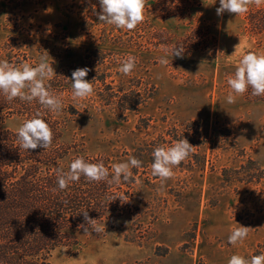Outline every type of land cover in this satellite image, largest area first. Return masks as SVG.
<instances>
[{
  "label": "rangeland",
  "instance_id": "1",
  "mask_svg": "<svg viewBox=\"0 0 264 264\" xmlns=\"http://www.w3.org/2000/svg\"><path fill=\"white\" fill-rule=\"evenodd\" d=\"M218 7L219 0H146L147 37L120 50L108 43L99 0H0V46L20 47L31 65L47 56L70 78L90 69L94 93L77 102L82 115L68 123L64 142L111 164L130 155L142 161L132 169L140 183L125 198V219L102 235L82 233L78 245L54 250L50 264H227L233 254L264 253V101L226 102L227 77L242 55L264 53V29L254 31L249 20L264 5L240 16H218ZM173 45L184 46L183 58L159 64L163 46ZM127 55L137 65L123 75L119 60ZM125 98L136 109L121 111ZM22 122L0 119V129L16 131ZM187 126L197 131L185 138L193 154L161 184L151 176L152 155L138 149ZM238 224L252 230L232 246L228 235Z\"/></svg>",
  "mask_w": 264,
  "mask_h": 264
},
{
  "label": "trees",
  "instance_id": "2",
  "mask_svg": "<svg viewBox=\"0 0 264 264\" xmlns=\"http://www.w3.org/2000/svg\"><path fill=\"white\" fill-rule=\"evenodd\" d=\"M249 20L254 31H262L264 8L252 13ZM104 25L107 27L105 31L110 47L120 50L131 49L148 35L144 23L138 25L134 31L117 29L105 23ZM156 34L159 33L154 35ZM10 40L16 42L15 38ZM19 48L4 43L0 46V60L6 59L10 63L27 62V53H21ZM55 74L46 84H50V90L57 95L63 94L64 107L58 115L43 109L37 101L28 103L19 98L8 101L0 93L1 120L17 116L24 121L39 110L54 133L49 149L38 147L26 151L19 149L16 131L0 129V264H50L49 258L54 250L78 245L79 236L85 233L84 228H78V225L84 224L88 227L82 213L85 210L90 218L97 220V224L104 225L105 230L114 227L116 222L122 221L126 216L128 204L119 197L113 201L111 198L130 197L135 182L110 186L103 181L88 182L82 176L79 182L70 184L63 191L59 190L56 170L63 168L67 171L70 162L76 157L83 156L90 162L102 160L110 173L112 164L105 156L85 155L77 146L64 142L68 123L80 117L82 112L78 108L79 104L71 98L70 76L67 73ZM103 84L110 89V85L104 81ZM244 96L251 101H264V96H252L251 89ZM124 97L126 95L123 99ZM127 102L121 103V111L136 109L137 101L130 99ZM196 133L194 126H187L182 130L172 128L145 143L144 147L138 149V154L145 152L147 156L150 155L156 145L166 143V136L178 140L177 138H187V134ZM146 173L148 172L144 171ZM87 234L102 235L103 232L96 233L89 227Z\"/></svg>",
  "mask_w": 264,
  "mask_h": 264
},
{
  "label": "clouds",
  "instance_id": "3",
  "mask_svg": "<svg viewBox=\"0 0 264 264\" xmlns=\"http://www.w3.org/2000/svg\"><path fill=\"white\" fill-rule=\"evenodd\" d=\"M251 5L260 7L264 5V0H219L216 13L218 16L225 12L240 16L246 14ZM99 6L100 12L97 13L99 21L117 29L134 31L138 25L144 23L146 18V0H99ZM238 47L239 44L236 48ZM162 51L164 55L158 58V63L166 66L169 64V56L183 58L185 48L183 45L163 46ZM219 54L217 53L216 59ZM119 64L118 71L123 75H130L136 68L137 58L127 55L119 60ZM89 71L88 67H82L75 69L71 74V98L74 102L85 100L94 93L93 81L86 79ZM55 75L53 67L47 61V56H41L36 66L27 62L10 63L6 59L0 60V93L8 101L17 98L28 103L37 101L43 109L58 115L64 107L63 94L57 95L50 90V84H46V81H50ZM227 85L230 91L226 102L229 104L236 103V98L243 96L249 89H251L252 96H264V53L249 51L243 54L234 72L228 75ZM16 135L19 149L28 151L38 147L49 149L53 143L54 133L49 123L43 118L41 111L38 110L31 118L21 123L16 130ZM194 148L185 138L171 144L156 145L151 153L152 176L159 178L161 184L173 178V169L186 161L193 154ZM141 167L142 161L130 155L126 162L113 163L110 173L102 160L90 162L80 156L70 162L67 171L63 168L56 170L57 185L59 190L63 191L70 184L79 182L82 176L88 182L103 181L110 186L140 183L132 169ZM117 197L126 202L124 196H114L111 201ZM82 213L88 227L81 224L78 228H84L86 234L89 227L96 233L105 231V226L97 224V220L90 218L86 210ZM238 225L231 229L228 235V244L232 246L242 244L252 230L250 227ZM227 264H264V253L254 254L249 258L233 254Z\"/></svg>",
  "mask_w": 264,
  "mask_h": 264
}]
</instances>
